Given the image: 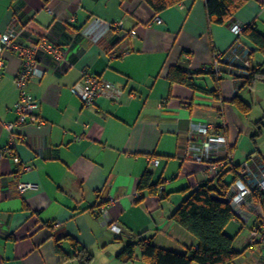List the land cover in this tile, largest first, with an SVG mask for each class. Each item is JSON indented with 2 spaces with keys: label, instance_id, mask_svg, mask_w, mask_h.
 I'll return each mask as SVG.
<instances>
[{
  "label": "crops",
  "instance_id": "obj_1",
  "mask_svg": "<svg viewBox=\"0 0 264 264\" xmlns=\"http://www.w3.org/2000/svg\"><path fill=\"white\" fill-rule=\"evenodd\" d=\"M205 2L186 0L155 14L145 0H0V33L17 16L26 29L21 36L26 46L46 37L66 51L61 63L42 57V77L28 84L44 124L13 128L23 137L12 146L19 163L2 155L10 142L4 125L17 118L15 76L21 67L19 57L5 54L0 73V264H79L70 258L79 247L92 255L91 264H149L139 259L138 248L133 261L118 257L142 237L176 254L194 250L195 238L170 216L194 188L216 183L206 165L194 161L202 151L200 126L227 140V145L210 147L215 161L232 155L221 169L226 183L233 184L230 169L246 161L259 178L264 153L256 146V134L244 141L245 149H238V139L264 125V84L240 87L230 76L217 81L202 68L237 41L249 48L243 34L232 31L234 25L251 26L264 36V0H246L224 25L209 22ZM116 22H122L127 35L120 46L106 26ZM132 30L135 37L128 35ZM124 44L130 50L121 56ZM251 59L254 65L264 60L258 52ZM173 67L196 74L197 88L171 83ZM85 71L114 87L90 108L71 91ZM235 97L250 106L248 114L231 103ZM147 171L151 184L161 182L157 195L137 191ZM19 182L33 188L21 193ZM234 215L225 229L240 253L233 264H264V247L249 237L256 213L245 208ZM107 221L121 232L114 234Z\"/></svg>",
  "mask_w": 264,
  "mask_h": 264
},
{
  "label": "built area",
  "instance_id": "obj_2",
  "mask_svg": "<svg viewBox=\"0 0 264 264\" xmlns=\"http://www.w3.org/2000/svg\"><path fill=\"white\" fill-rule=\"evenodd\" d=\"M157 24H161V19H156ZM109 31L116 34L118 41L117 46L121 45L123 39L127 36L123 34L122 22H116L106 25ZM244 27L234 25L232 31L238 37L242 35ZM25 27L20 23L17 16L12 18V25L10 28L0 33V73L6 67V53L15 54L21 59V67L15 76V84L18 89V100L13 106V110L17 115L14 124H5L4 127L10 133V142L3 151L4 155H10L14 163H19L18 158L14 155L12 146L16 140H23L22 135L13 133L14 127H23L29 124H35L40 127L44 121L38 117L37 109L39 102L29 92L28 84L35 78H41L44 71L39 68L42 57H46L51 61L61 63L64 61L66 51L60 46L51 43L46 37L35 40L30 46H26L21 41V36L25 33ZM130 37H135L134 30L129 31ZM115 50V49H113ZM129 46L122 45L119 54L124 56L129 53ZM251 50L237 41L232 47L224 52L215 53L210 65L202 68L207 71L209 68L217 78L223 76H230L236 85L245 81L249 77V70L252 66ZM189 58V55H186ZM114 89L113 85L100 80L98 77L89 72H83L81 79L72 88L71 91L76 95L83 107L90 108L94 105L95 99L104 94L106 91L110 92ZM198 133L203 137L202 151L194 156V161L197 163H204L206 165L209 175L214 178L215 175L223 169L227 163L231 162V155L228 154L223 160H213V155L210 151L212 144L226 145V139L223 136H211L208 129L204 126L198 128ZM157 164V161H154ZM29 167H24V171H29ZM33 185L19 182L17 189L23 193L26 190L32 189ZM252 193H257L260 199L255 205L249 202V197ZM227 201L234 213H240L245 208H252L256 213L257 223L250 232V242H257L264 247V233L260 229H264V171L261 172L258 179L254 178L251 162H245L239 165L237 171V178L229 188ZM103 216L107 214L104 206L101 207ZM109 229L116 235L121 232L118 225L106 222ZM59 222L54 223V227L58 228Z\"/></svg>",
  "mask_w": 264,
  "mask_h": 264
},
{
  "label": "trees",
  "instance_id": "obj_3",
  "mask_svg": "<svg viewBox=\"0 0 264 264\" xmlns=\"http://www.w3.org/2000/svg\"><path fill=\"white\" fill-rule=\"evenodd\" d=\"M145 1L155 14H159L184 3L186 0ZM245 2L246 0H206L205 8L209 22L216 25L227 24ZM242 34L248 41L246 45L251 50L250 54L258 52L264 58V36L251 26L245 27ZM207 71L217 81L222 79V77L217 78L210 68ZM195 75L186 72L183 68L173 67L168 72V80L171 83L195 90L197 88L194 80ZM255 82L264 84V60L258 65L252 63L249 77L238 86H252ZM217 92L213 91L211 94L218 98ZM231 103L242 114H248L251 110L250 106L246 105L239 97H235ZM238 168L239 165L230 169L234 173L231 183H234L237 178ZM151 179L152 174L148 171L145 172L138 183L137 191L157 195L161 182L151 184ZM214 179L216 180L214 186L205 184L190 191L170 216L171 220L195 238L197 247L194 250L180 255L159 249L153 245L150 238L142 237L136 242L128 244L119 254V260L123 263L133 261L137 258L135 248H138L139 259L149 264H233L240 253L234 249V238L225 232L227 225L235 219L234 212L226 200L231 184L225 182L222 170L215 175ZM159 198L163 199L165 195H160ZM259 200L257 193H252L249 197L252 206ZM72 245L74 249L78 248L76 242H73ZM70 258H77L79 264H91L93 260L92 255L80 247Z\"/></svg>",
  "mask_w": 264,
  "mask_h": 264
},
{
  "label": "rangeland",
  "instance_id": "obj_4",
  "mask_svg": "<svg viewBox=\"0 0 264 264\" xmlns=\"http://www.w3.org/2000/svg\"><path fill=\"white\" fill-rule=\"evenodd\" d=\"M255 107H257V106L254 105L253 108H255ZM252 111H253L252 112L253 113L252 114L253 118H256L258 116V113H257L258 110L257 109H253ZM256 120H258V119H256ZM263 126L261 127L260 132L256 128L257 131H252L253 133H251V131H248L246 133H241L240 136H239V139H238V146H239L238 149L239 150L241 148L245 149L246 146H244V141L247 140V139L249 140L250 139V135L256 134V136H254V140H256V146L259 149V151L262 152V154H263L264 153V127ZM253 128H254V126H253Z\"/></svg>",
  "mask_w": 264,
  "mask_h": 264
},
{
  "label": "bare ground",
  "instance_id": "obj_5",
  "mask_svg": "<svg viewBox=\"0 0 264 264\" xmlns=\"http://www.w3.org/2000/svg\"><path fill=\"white\" fill-rule=\"evenodd\" d=\"M46 10V9H45ZM226 145H227V143H226ZM227 147H229V146H227ZM232 156V155H231ZM250 161V160H249ZM243 162H245V161H243ZM247 162V161H246ZM257 163V162H256ZM227 165V164H226ZM253 167V166H252ZM254 169H256V168H254ZM253 169V170H254ZM260 170V169H259ZM264 170V169H263ZM257 173V172H256ZM231 187V186H230ZM109 200V199H108ZM227 200V199H226ZM247 218V217H246ZM249 237H250V235H249Z\"/></svg>",
  "mask_w": 264,
  "mask_h": 264
}]
</instances>
